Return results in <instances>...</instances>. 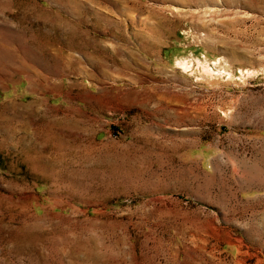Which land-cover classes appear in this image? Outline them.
I'll return each instance as SVG.
<instances>
[{"label":"rangeland","instance_id":"obj_1","mask_svg":"<svg viewBox=\"0 0 264 264\" xmlns=\"http://www.w3.org/2000/svg\"><path fill=\"white\" fill-rule=\"evenodd\" d=\"M0 264H264V0H0Z\"/></svg>","mask_w":264,"mask_h":264}]
</instances>
